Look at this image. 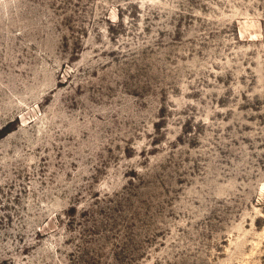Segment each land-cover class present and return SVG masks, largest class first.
<instances>
[{
    "label": "rangeland",
    "instance_id": "obj_1",
    "mask_svg": "<svg viewBox=\"0 0 264 264\" xmlns=\"http://www.w3.org/2000/svg\"><path fill=\"white\" fill-rule=\"evenodd\" d=\"M0 264H264V0H0Z\"/></svg>",
    "mask_w": 264,
    "mask_h": 264
}]
</instances>
